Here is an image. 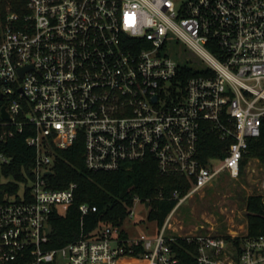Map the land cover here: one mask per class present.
<instances>
[{"label":"built area","instance_id":"built-area-1","mask_svg":"<svg viewBox=\"0 0 264 264\" xmlns=\"http://www.w3.org/2000/svg\"><path fill=\"white\" fill-rule=\"evenodd\" d=\"M180 43L184 64L170 55ZM263 117L264 0H0V190L12 180L8 141L28 129L36 149L27 180L0 204V263L184 264V251L197 264H264V234L248 225L187 231L175 216L224 173L259 175L263 165L246 154ZM204 130L232 140L225 157L201 160ZM80 141L92 171L153 159L191 188L174 191L155 235L110 224L87 232L84 216L98 209L83 203L80 236L50 248L51 218L78 187H54L56 150ZM256 180L251 194L264 198V172Z\"/></svg>","mask_w":264,"mask_h":264},{"label":"trees","instance_id":"trees-1","mask_svg":"<svg viewBox=\"0 0 264 264\" xmlns=\"http://www.w3.org/2000/svg\"><path fill=\"white\" fill-rule=\"evenodd\" d=\"M183 69L187 75L200 73L191 66H184ZM30 134L28 129H25L6 144L13 161L5 173L7 177H12V180L1 186L0 204L4 202V192L9 194L17 192L22 182L27 180L24 172H31L36 149L27 142ZM231 142L232 140H222L215 131H202L199 144L201 160L207 162L212 157H225L226 148ZM246 155V159H258L264 167V117L261 135L249 139ZM56 156L54 187H65L71 182H76L78 187L74 202L68 211L56 213L51 218L48 244L50 248L63 246L80 236L82 228L80 205L83 203L96 205L98 209L84 216V227L87 232L96 225L110 224L122 227L129 220L130 208L135 197L145 202L147 220L155 221L158 226H162L178 203V199L173 197L174 191L179 190L183 196L191 188V184L183 176L161 174L153 159L123 165L113 171H92L85 164L81 141L69 149H57ZM243 174L242 166V177ZM245 205L249 235L264 234V198L256 193L250 194L245 199ZM228 238L232 239V236L228 235ZM236 241H239V237ZM182 256L184 264H197L193 255L182 251Z\"/></svg>","mask_w":264,"mask_h":264},{"label":"rangeland","instance_id":"rangeland-1","mask_svg":"<svg viewBox=\"0 0 264 264\" xmlns=\"http://www.w3.org/2000/svg\"><path fill=\"white\" fill-rule=\"evenodd\" d=\"M170 50V55L181 64L186 62L185 56L189 55L183 43L179 48ZM166 53V52H164ZM264 169H259V175L235 179L229 174L220 175L211 185L203 191L188 199L176 211L178 226H183L187 231L209 228L227 233L239 231L248 225L246 218L245 199L254 189L259 187L256 180L263 177ZM10 197L9 193L5 194ZM135 217L127 220L122 228L128 235H155L157 226L155 221L147 220V212L142 204L135 207ZM143 220V221H142ZM234 233V232H233Z\"/></svg>","mask_w":264,"mask_h":264},{"label":"water","instance_id":"water-1","mask_svg":"<svg viewBox=\"0 0 264 264\" xmlns=\"http://www.w3.org/2000/svg\"><path fill=\"white\" fill-rule=\"evenodd\" d=\"M5 117H8V115L6 113H4ZM147 207L149 206V204L146 205Z\"/></svg>","mask_w":264,"mask_h":264}]
</instances>
